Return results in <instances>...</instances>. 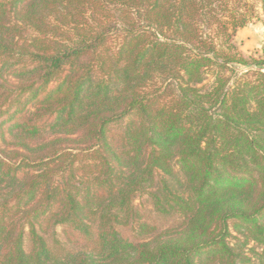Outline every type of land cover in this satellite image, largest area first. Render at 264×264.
Here are the masks:
<instances>
[{
  "label": "trees",
  "instance_id": "1",
  "mask_svg": "<svg viewBox=\"0 0 264 264\" xmlns=\"http://www.w3.org/2000/svg\"><path fill=\"white\" fill-rule=\"evenodd\" d=\"M234 1L0 0V264H264V47L209 21Z\"/></svg>",
  "mask_w": 264,
  "mask_h": 264
},
{
  "label": "rangeland",
  "instance_id": "2",
  "mask_svg": "<svg viewBox=\"0 0 264 264\" xmlns=\"http://www.w3.org/2000/svg\"><path fill=\"white\" fill-rule=\"evenodd\" d=\"M235 1L240 2V4L235 3ZM235 1L231 9L239 7L240 10L238 11L247 10V14L250 15L245 25L233 28L231 23L234 22H231L232 20L230 21L231 17L227 13L229 11L227 9L223 11L217 9V18H210L209 21H212L214 25H216L217 22L227 23L226 25L229 27L228 30L225 31V33H219L221 38L218 41L223 48L238 52L245 57L257 56L264 47V24L261 21V10L257 0ZM232 241H234V239H232ZM253 250L259 251L260 248L253 243H249L246 248L244 247L243 249L248 257L254 256Z\"/></svg>",
  "mask_w": 264,
  "mask_h": 264
}]
</instances>
